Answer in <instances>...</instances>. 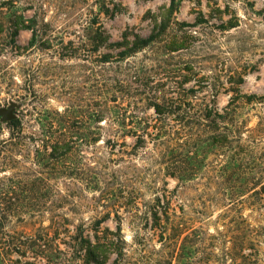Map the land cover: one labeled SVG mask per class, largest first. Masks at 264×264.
<instances>
[{
	"label": "rangeland",
	"instance_id": "obj_1",
	"mask_svg": "<svg viewBox=\"0 0 264 264\" xmlns=\"http://www.w3.org/2000/svg\"><path fill=\"white\" fill-rule=\"evenodd\" d=\"M169 3L0 0V110L12 107L14 115V122L7 123L10 120L0 113V249L13 264L23 260L16 239L35 233L41 224L47 226L51 216L32 211L40 122L93 120L105 89L108 99L114 95L123 98L117 102L126 101L125 92L117 91V81L131 69L138 71L137 87L145 93L190 101V116L205 105H227L232 90L264 95V0H177L168 14ZM166 16L169 21L161 20ZM155 31L161 35L153 46L116 60L115 43L124 34L132 39ZM172 45L180 48L168 50ZM134 112L150 115L152 109L141 101ZM242 112L234 123L242 131L243 146L229 157L214 155L205 146L196 173L184 182L163 174L167 163L153 158L150 142L135 153L126 147L127 153L119 156L100 141L58 163L59 168L84 174L86 163L95 166L88 158L98 156L97 168L104 173L96 190L93 183L84 185L76 178L79 174L49 180L60 191L56 209L68 219L59 232L60 248L70 251L63 242L81 220L91 235L93 219L109 213L101 228L114 229L115 215L120 217L124 255L114 260L112 254L104 264H264V125L256 131L261 117H255L250 106ZM167 117L178 130L172 137L178 136L182 147L192 149L210 133L207 127L189 136L187 128L172 124L173 117H189L182 111ZM126 141L132 143L130 137ZM152 180L160 186L166 181L167 188L174 189L172 215L162 236L144 227L129 204L120 203H128L137 189L144 194L138 201L146 200ZM25 203L31 208H24ZM173 223L178 230L170 228ZM6 233L15 238L8 254ZM26 256L33 260L29 251ZM34 261L54 264L38 257ZM62 264L91 263L78 256Z\"/></svg>",
	"mask_w": 264,
	"mask_h": 264
},
{
	"label": "trees",
	"instance_id": "obj_2",
	"mask_svg": "<svg viewBox=\"0 0 264 264\" xmlns=\"http://www.w3.org/2000/svg\"><path fill=\"white\" fill-rule=\"evenodd\" d=\"M176 1L170 0L168 14ZM161 20L167 22L169 16L161 18ZM160 35V31H155L147 36L134 35L132 39H129L124 34L121 40L115 43L118 48L116 60H125L134 56L137 52L153 46L155 42L160 40ZM178 48H180L178 45L167 47L171 51ZM104 61L108 60L104 59ZM139 79L138 71L131 69L129 72H125L124 77L117 81L119 88L117 91L125 92L126 101L117 102L123 98H116L114 95H110V98L113 97V99H108L107 89H105L104 99L99 104L100 111L93 120L88 117L83 122L76 120L68 125L61 123L55 125L51 122L39 123V139L34 150L38 169L36 170V181L32 184V191L37 199L34 204L36 207L32 208V211L38 216L47 212L51 216L48 218L49 224L47 226L41 224L37 227L35 233H22L16 239L18 240L17 246L21 249L20 255L23 257L22 261L16 260L18 264H37L34 261L37 257L44 259L47 263L52 262L54 264L73 262L74 258L78 256L83 261L91 264H104L112 254L115 255L114 260L122 259L124 239L121 235L120 217L116 213L114 229L101 228V224L109 217V213L100 218H94L89 225L93 232L91 235L86 231L83 220H81L76 224L74 233L68 235L69 241L63 242L69 247L70 251H63L60 248V242H58L59 232H62L63 228L65 230L63 223L68 219L63 215L61 217V212L56 209L58 207L54 204V200L59 198L58 193L60 191L49 180L60 176L69 177L70 174H77V176L79 174L76 178L85 181L84 185L93 183L92 188L96 190L97 182L104 174L97 168V164H99L98 156L88 158V160L92 159L91 162L95 166L86 163L85 169L87 172L84 174L77 170H65L57 166L58 163L65 162L64 159H70L82 146L91 150L95 148L98 142L102 141L104 146L109 147L110 152L115 151V154L120 156L124 152L127 153L126 147H130L131 152L135 153L139 149L145 148L147 143L150 142L153 146V153L155 151L157 155L153 154V158H159L162 163H167V167H162L163 174L175 178L178 182H184L196 173L198 156H200L201 149H205V146L212 154L227 155V157H229L228 153L243 146L241 143L242 131L240 126L234 123V117H243L242 107L250 106V109L255 112L254 116L261 117L257 123L256 131H260V127L264 125V95L252 97V95L232 90L234 96L229 98L227 105L221 108L215 105H205L197 115L192 113L193 115L190 116L189 111H187L191 107L190 101H180L176 97H162L155 93H145L137 87ZM239 99L242 100L241 103ZM111 101L115 103L110 104ZM141 101H144L152 109L150 115L137 116L134 114L137 102ZM175 110L182 111L189 116L172 118L174 121L172 124H179L187 128L189 136H198L199 133L204 132L209 127L210 133L202 142L204 146H202V143L201 145L196 142L195 145L191 144L192 149L190 147L188 149L180 146L179 139H176L178 136L172 137V135L177 134L178 130L172 129L171 123L166 121L170 119L167 116ZM218 119L226 125H219ZM229 120H231V123H228ZM11 122H14V120L7 121V123ZM127 137L132 139V143L129 144L126 141ZM21 146H24V144L21 143ZM5 149L9 150V147L5 146ZM92 170L94 171L93 175H89L88 171ZM148 188L150 197L146 200L138 201L139 198L144 197V194L137 189L128 203H120L122 205L129 204L137 218L142 220L144 227L158 230L159 235L162 236L172 215L170 202L174 189H168L166 181L160 186L155 183V180L151 181ZM48 197L51 198L48 201L45 200ZM30 206L28 203L24 204V208L27 210L31 208ZM170 228H174L176 231L179 227L176 223H173ZM6 235L9 236L8 249L6 248L7 250L4 253L8 254L11 249H14L12 245H15L13 242L15 238L13 235L7 233ZM28 251L33 256V260L26 258ZM2 253L0 249V264L15 263L14 260L10 257L6 258Z\"/></svg>",
	"mask_w": 264,
	"mask_h": 264
},
{
	"label": "water",
	"instance_id": "obj_3",
	"mask_svg": "<svg viewBox=\"0 0 264 264\" xmlns=\"http://www.w3.org/2000/svg\"><path fill=\"white\" fill-rule=\"evenodd\" d=\"M12 107H8L7 109H1L0 113L3 115L2 119L7 121L13 118V113L11 112Z\"/></svg>",
	"mask_w": 264,
	"mask_h": 264
}]
</instances>
